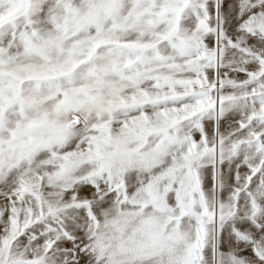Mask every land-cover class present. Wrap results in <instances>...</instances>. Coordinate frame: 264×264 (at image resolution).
<instances>
[{"label":"snow or ice","instance_id":"6c2138e0","mask_svg":"<svg viewBox=\"0 0 264 264\" xmlns=\"http://www.w3.org/2000/svg\"><path fill=\"white\" fill-rule=\"evenodd\" d=\"M0 264H264V0H0Z\"/></svg>","mask_w":264,"mask_h":264}]
</instances>
